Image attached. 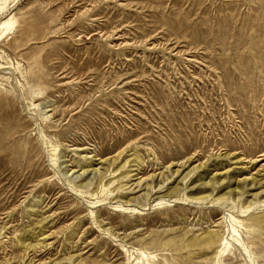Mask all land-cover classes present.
Masks as SVG:
<instances>
[{
    "label": "rangeland",
    "instance_id": "1",
    "mask_svg": "<svg viewBox=\"0 0 264 264\" xmlns=\"http://www.w3.org/2000/svg\"><path fill=\"white\" fill-rule=\"evenodd\" d=\"M4 22L0 264H264V0H0Z\"/></svg>",
    "mask_w": 264,
    "mask_h": 264
},
{
    "label": "bare ground",
    "instance_id": "2",
    "mask_svg": "<svg viewBox=\"0 0 264 264\" xmlns=\"http://www.w3.org/2000/svg\"><path fill=\"white\" fill-rule=\"evenodd\" d=\"M13 25V22H4V23H1L0 24V28L2 29H6L8 30L11 26ZM237 244H239V238L237 237V234H236V230L235 228H233V238H232ZM229 242L228 240H222L221 242V248H220V251H219V256H222L224 254H226V252L228 251V248H229ZM246 249V248H245ZM127 250V249H125ZM140 254H142L143 256L147 257V252L145 250H141V249H136ZM128 251V250H127ZM130 256L132 257L133 256V253L130 254Z\"/></svg>",
    "mask_w": 264,
    "mask_h": 264
}]
</instances>
